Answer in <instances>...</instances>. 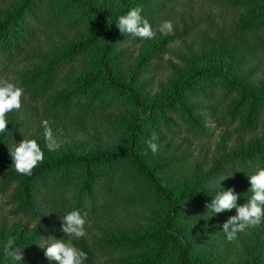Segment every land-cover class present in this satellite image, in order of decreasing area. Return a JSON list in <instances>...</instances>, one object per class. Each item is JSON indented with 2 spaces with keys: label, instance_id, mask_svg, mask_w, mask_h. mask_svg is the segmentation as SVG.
Returning <instances> with one entry per match:
<instances>
[{
  "label": "trees",
  "instance_id": "obj_1",
  "mask_svg": "<svg viewBox=\"0 0 264 264\" xmlns=\"http://www.w3.org/2000/svg\"><path fill=\"white\" fill-rule=\"evenodd\" d=\"M169 1L135 0L133 5L125 3L120 11L112 13L91 0H0V80L11 78L24 90L22 99L28 105V113L7 118L8 129L0 133V194L8 196L13 213L42 227L41 233L15 241V247L23 250V257L36 253L52 239L50 237L70 240L71 236L62 231L61 224L62 217L69 211H80L87 224H91L92 219H104L105 214L113 211L147 210L150 211L146 218L150 230L139 223L136 226L140 230L135 234L127 230L109 233L115 235L111 238L103 232L92 236L90 242L71 239L76 248L87 254L84 264H230L231 255L214 248V244L221 240L222 217L237 215L235 208L219 213L212 225L192 232L181 223L187 208L207 212L206 205L222 190L234 189L238 194L237 205L245 204L251 195L249 176L264 167V140L256 142L243 158L252 163V170L220 163L204 180L179 192L171 188L165 177L168 174L165 171L173 163L151 162L144 157L141 148L148 145L152 131L163 133L165 129L171 136L184 134L197 141L205 140L210 128L198 124L193 117V111L200 109L191 102L196 96L212 105L208 111L217 117L220 125L235 127L244 136L260 137L261 129L264 130V94L250 90L248 81L223 61L214 69L197 70L184 76L170 89L166 102L144 104L134 84L142 82L151 66L140 63L130 83H124L118 63L121 58L116 51L135 40L120 34L118 19L139 3L142 7L150 5L142 9L144 18ZM217 1L227 2L232 9L247 13L243 14L244 28L240 32L248 33L255 42L259 39L256 43L264 49V0ZM74 15L77 17L71 18ZM91 21L104 27L100 35L63 51L54 46L50 53L39 56L41 39L49 31L61 28L72 33ZM100 38L105 41L94 70L77 80L74 88L68 87L72 81L65 70ZM40 63L43 64L41 68L38 67ZM139 87L142 89L144 84ZM121 97L128 98L142 113V118L125 125L122 149L67 152L45 158L31 175L16 172L10 150H14L24 136L30 137L34 125L43 120L64 122L98 116L109 120L107 113ZM176 113L187 116L189 122L178 130L169 126L172 122L169 119L166 120L168 125H160L161 116ZM23 116L28 118L27 122L22 120ZM230 174L237 177L232 188L210 186L215 178ZM200 186L210 187L209 192ZM153 214H157L154 220ZM252 235L250 249L244 252V264H264V220ZM5 243L0 247V264H13L4 253ZM25 264L54 262L46 260L39 252L31 263Z\"/></svg>",
  "mask_w": 264,
  "mask_h": 264
},
{
  "label": "rangeland",
  "instance_id": "obj_2",
  "mask_svg": "<svg viewBox=\"0 0 264 264\" xmlns=\"http://www.w3.org/2000/svg\"><path fill=\"white\" fill-rule=\"evenodd\" d=\"M91 1L115 13L123 8V4L133 5L135 0ZM158 1L161 0H154V2ZM169 2V4L162 3V8L157 12L149 13L144 17L156 33L153 38L142 39L120 31L121 35L130 36V39L135 40L133 44L121 46L116 51L120 54L121 59L118 63L124 83H130V78L137 72L140 63H150L151 66L142 78V82L134 84L144 104L166 102L170 89L184 76L197 70L214 69L223 61H227L233 71L248 81L250 90L264 94V49L257 44L259 39L256 43L248 36V33L240 32L244 28L243 14L247 13L238 12L232 9L227 2L217 0H170ZM138 7L148 9L150 5L142 7L139 3ZM76 17L74 15L71 18ZM164 21H171L173 24V31L166 35L159 31V25ZM103 30V26L91 21L72 33H66L61 28L49 31L41 39L39 56L50 53L54 46L60 48L59 51L66 50L80 41L100 35ZM104 41V38H100L93 48L84 51L73 64L67 67L65 74L72 81L68 87L74 88L77 80L83 78L87 72L94 70ZM41 66H43L42 63L38 67L41 68ZM6 80L14 83L11 78ZM140 84H144L142 89L139 87ZM191 102L200 107L193 111V117L198 121L197 123L211 129L205 140L197 141L184 134L171 136L165 129L163 133L151 132V136L153 133L158 136V140L155 141L158 144V151L155 154L148 145L141 148L144 157L147 156L151 162L173 163V166L165 171V173L168 172L165 177H168L170 181L168 184L172 186L171 188H174L176 192L184 187L191 188L196 182L204 180L206 175L212 173L220 163L240 167L241 170H252V163L245 162L243 158L255 147L256 142L264 140V130L261 129L260 137L244 136L235 127L220 125L217 117L208 111V107L212 106L209 102L197 96L192 98ZM27 108L28 105L21 98L20 109L7 113L6 119L28 113ZM222 108L220 109L219 106L221 114L224 113ZM107 114H112L108 116L109 120L98 116L88 120L49 122L54 139L59 144L55 150H49L47 147L42 123L33 126L28 138L37 140L44 152V159L58 157L67 152L95 153L122 149L125 146L123 132L125 125L133 119L142 118V113L133 107L128 98L121 97ZM168 119L172 120L169 126L174 128L173 130H178L189 122L187 116L182 117L176 113L161 116L160 125L165 126ZM22 120L27 122L28 118L23 116ZM236 180L237 177L232 174L229 177L220 176L215 178L210 186L232 188ZM200 188L204 191L210 190L208 186L204 188L200 186ZM149 214L150 211L147 210L125 213L113 211L111 214H105L104 219H92L91 224L86 223V234L80 238L71 236L70 240L85 239L90 242L92 236L101 235L103 232L109 234L131 230L130 234H135L140 230L136 226L139 223L143 228L150 230V223L146 220ZM156 215L151 216L152 220L156 218ZM218 217V214L211 216V213L187 208L181 224L188 232H192L195 229L212 225ZM228 219L229 217H222L224 223ZM255 229L256 226L238 233L233 241H229L226 233L222 232L221 240L214 244V248L229 253L231 255L230 264H244V252L250 249V239ZM41 231V225L34 224L29 218L13 213V208L8 203V196L0 194V247L9 237H12L14 241L24 240ZM108 236L111 238L115 235L109 234ZM49 242L44 243L42 245L44 247L36 253L25 256L18 264L31 263L39 252L46 260H50L45 255ZM53 262L56 264L57 261L53 260Z\"/></svg>",
  "mask_w": 264,
  "mask_h": 264
},
{
  "label": "clouds",
  "instance_id": "obj_3",
  "mask_svg": "<svg viewBox=\"0 0 264 264\" xmlns=\"http://www.w3.org/2000/svg\"><path fill=\"white\" fill-rule=\"evenodd\" d=\"M141 12L142 9L136 7L129 10L126 15L120 16L118 19L119 30L122 33H129L142 39H151L156 33L149 21L142 17ZM159 31L165 35L171 33L173 31L172 22H162L159 25ZM23 95L24 90L21 87L7 80H0V133L8 129L6 115L14 109H20ZM42 125L45 129L44 135L48 149L55 150L59 147V144L54 139L49 121L43 120ZM157 140L158 136L153 133L147 141L153 154L158 151V144L155 142ZM10 154L16 172L22 175H31L33 169L44 159V152L37 140L25 136L15 146L14 150H10ZM249 178L251 184L249 192L251 195L242 206L237 205L238 194L235 193L234 189L218 192L211 203L206 205L207 212L211 213V216L226 210L236 209L237 215L231 216L223 224V232L226 233L229 241L235 240L238 233L244 232L250 227H255L264 220V167L258 168L256 173L249 176ZM62 220V231L68 236L80 238L86 234L85 225L88 221L80 211H69L62 217ZM50 238L52 239L47 244L45 252L48 259L55 260L58 264H84L87 254L76 248L71 240L66 242L63 239ZM4 253L11 259L13 264H18L24 259L23 250L15 247V241L12 237H9L4 245Z\"/></svg>",
  "mask_w": 264,
  "mask_h": 264
}]
</instances>
